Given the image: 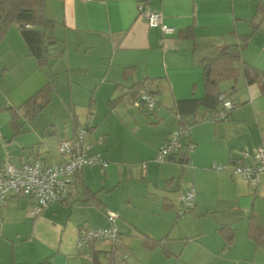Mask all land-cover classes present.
<instances>
[{
    "label": "crops",
    "instance_id": "0c3cea01",
    "mask_svg": "<svg viewBox=\"0 0 264 264\" xmlns=\"http://www.w3.org/2000/svg\"><path fill=\"white\" fill-rule=\"evenodd\" d=\"M138 3L160 11L172 30L149 26ZM258 6L264 0H50L49 18L61 33H50L56 43L43 67L28 54L19 29L9 27L0 41V167L60 161L59 142L84 123L89 152L107 163L79 170L67 201L51 202L36 218L29 212L33 198L9 194L0 205V264H264V245L247 235L249 216L264 225V173L250 185L209 168L213 161L231 167L241 150L264 146L259 83L239 78L230 96L236 105L225 119L206 120L202 108L183 115L189 136L167 161L154 159L180 121L172 110L176 100L227 92L219 85L229 80L205 85L207 58L243 44L240 60L264 71V7ZM55 63L69 75V100L72 91L85 94L62 116L45 110L57 82L48 70ZM137 83L156 101L152 118L130 101L127 92ZM188 186L195 189L194 206L179 215V195ZM140 187L147 196L132 204L126 195ZM106 211L117 213L115 244L98 240L76 248L80 230L108 225ZM221 226L233 230L230 243Z\"/></svg>",
    "mask_w": 264,
    "mask_h": 264
},
{
    "label": "built area",
    "instance_id": "2783aa9c",
    "mask_svg": "<svg viewBox=\"0 0 264 264\" xmlns=\"http://www.w3.org/2000/svg\"><path fill=\"white\" fill-rule=\"evenodd\" d=\"M137 9L149 26L158 27L165 33L172 30L164 22L160 11L143 3H138ZM24 26L29 27L28 24H24ZM16 27L18 28V26ZM139 99L147 112H154L157 109L152 94L142 91ZM234 106V103L228 98L222 97L216 111L211 112L204 119L210 121L225 119ZM87 133L86 124H78L72 137L62 139L58 145V152L62 159L58 162L44 163L39 158L23 161L20 165L3 162L0 167V205L9 194L31 197L35 200V204L29 212L32 217L36 218L46 210L51 202L64 201L68 196V186L79 170L94 163H98L102 167L107 163L100 154L89 152L90 146L86 142ZM188 136L189 125L187 123L177 124L158 146L154 159L158 162L167 161L179 149L181 139ZM193 147L194 144L191 142L186 145L187 151L192 150ZM142 166H145L144 163ZM209 168L217 172L229 171L250 185H255L260 174L264 173V146H257L252 150H241L239 157L232 162L231 167L213 161ZM195 196L193 186H188L180 193V207L177 210L179 215L184 214L194 206ZM105 217L108 225L86 227L79 231L75 241L76 248H81L97 240L111 243L117 241L119 231L114 225L117 214L106 211Z\"/></svg>",
    "mask_w": 264,
    "mask_h": 264
},
{
    "label": "trees",
    "instance_id": "16d2710c",
    "mask_svg": "<svg viewBox=\"0 0 264 264\" xmlns=\"http://www.w3.org/2000/svg\"><path fill=\"white\" fill-rule=\"evenodd\" d=\"M45 1L46 0H0V41L4 37L9 27H11L12 25L18 26L28 54L34 57L38 65L41 67L48 64V60L49 58H51L48 52V46H52L56 43V38L46 33V30L53 29L56 23L45 16ZM262 7L258 6L257 10L261 9ZM24 24H28L29 27H25ZM39 27H42L43 30L40 31ZM179 36L186 37L189 35L181 31L179 32ZM241 46H243V44L225 46L215 57L207 58L205 61V69L208 68V74L205 76V85L208 88L212 89L216 88L220 81L229 80L232 82L229 92L221 91L217 92L216 95H212L209 92H206L201 98H187L176 100L174 107H172V110L180 118L179 123H187L190 127L191 123L183 120V115L194 113L199 108L204 109V111H207L209 112L208 114H210L211 112L216 111V109L219 107L222 97H226L231 102H233L230 96L235 93L237 81L240 77L244 78L246 83H259L261 89L264 90V71L259 70L255 66L249 65L240 60ZM46 87L47 86L42 87L33 96L28 98L22 104V106L28 105V102L30 101L34 102L37 96L44 89H46ZM143 87V83H137L130 87L127 93L129 94V98L132 104H135L138 107L142 106L144 112H147L142 103H140L139 99L141 92L146 91L143 89ZM146 92L152 94L150 91ZM111 101L110 104H112ZM234 105L236 104L234 103ZM16 117V112L12 111L10 124H12L14 130H17L18 128V125L16 124ZM86 127L88 131V126L86 125ZM90 194L94 193L90 192ZM67 198L65 199L66 201ZM93 199L95 201V206L99 207L100 202L95 197V195H93ZM247 219L248 237L254 242L256 246L264 245V225H262L256 219V217L252 215ZM218 231L222 235V237H224V240L227 243H230L233 237V230L230 227L221 226L218 228ZM93 242L94 241H92L91 243Z\"/></svg>",
    "mask_w": 264,
    "mask_h": 264
},
{
    "label": "rangeland",
    "instance_id": "374dc122",
    "mask_svg": "<svg viewBox=\"0 0 264 264\" xmlns=\"http://www.w3.org/2000/svg\"><path fill=\"white\" fill-rule=\"evenodd\" d=\"M49 3H50V0H46L45 1L44 12H45V16L47 18H49V15H50ZM49 19H51V18H49ZM54 20H56V19H54ZM12 27H16V26L12 25ZM46 33L48 35H50V33H51L52 35H54L56 37H59L61 32L56 27L55 29L52 30V32H50V30H46ZM58 66H59V64L55 63L51 67V69H48L51 72L55 73L54 78H55V80H57V82H56V86L54 88V91L50 92L51 101L49 102V104L45 108V110L47 111V115H49L51 113V111H53L54 114L62 116V114L64 112H65V114L67 113V107L71 106V103L75 102L76 104H80L82 98H84V96H85V94L81 93L80 91H72L73 102H71V100H69L70 99L69 89H70V86H71L72 83L69 82L68 73L66 71H64L61 67H58ZM71 79H72V81L77 80L73 76L71 77ZM238 82L240 83V79H238ZM239 83H238V85H239ZM231 85H232V82L230 83V81H224V82L220 83L219 87H220L221 90L223 89V90H226V91L229 92V89H230ZM75 108H76V110H81V108H77V107H75ZM146 116L148 118H152L153 117L151 112H147ZM146 116H143V118H145ZM130 193H131V191L128 192L126 196H127V198L130 197L131 200L133 201L132 204H135V205H138L142 201L143 197L147 196L145 194V192H143V187H140L139 189H137V191H135V192H133L131 194ZM21 199H23V198H21ZM133 208H135V207H133ZM112 212H114V211H112ZM104 216H105V214H104ZM114 225H116V220L114 221ZM109 243L112 244L111 242H109ZM115 264H117V262Z\"/></svg>",
    "mask_w": 264,
    "mask_h": 264
},
{
    "label": "water",
    "instance_id": "95a60500",
    "mask_svg": "<svg viewBox=\"0 0 264 264\" xmlns=\"http://www.w3.org/2000/svg\"><path fill=\"white\" fill-rule=\"evenodd\" d=\"M39 30L42 31L43 28L42 27H39ZM207 74H208V68L205 70V75H207ZM96 259H97V257L94 255L93 256V262L96 261Z\"/></svg>",
    "mask_w": 264,
    "mask_h": 264
}]
</instances>
